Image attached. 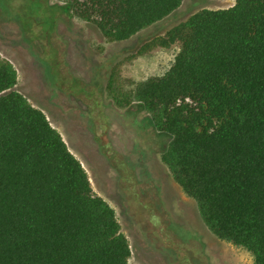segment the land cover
I'll list each match as a JSON object with an SVG mask.
<instances>
[{
  "label": "trees",
  "instance_id": "trees-1",
  "mask_svg": "<svg viewBox=\"0 0 264 264\" xmlns=\"http://www.w3.org/2000/svg\"><path fill=\"white\" fill-rule=\"evenodd\" d=\"M111 41L131 38L183 0H63ZM179 42L171 66L123 94L138 103L205 225L264 264V0L201 8L138 48ZM0 56V264H129L114 208L44 111L15 89Z\"/></svg>",
  "mask_w": 264,
  "mask_h": 264
},
{
  "label": "rangeland",
  "instance_id": "rangeland-1",
  "mask_svg": "<svg viewBox=\"0 0 264 264\" xmlns=\"http://www.w3.org/2000/svg\"><path fill=\"white\" fill-rule=\"evenodd\" d=\"M235 0H183L176 12L123 41L74 16L63 0H0V56L17 71L15 89L42 109L116 213L129 264H252L241 246L215 235L162 160L169 137L138 103L119 105L137 82L162 75L175 42L138 53L154 35L201 8Z\"/></svg>",
  "mask_w": 264,
  "mask_h": 264
}]
</instances>
